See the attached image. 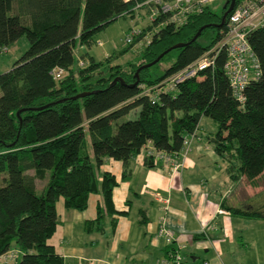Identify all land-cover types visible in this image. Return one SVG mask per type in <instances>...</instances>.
Returning a JSON list of instances; mask_svg holds the SVG:
<instances>
[{
	"label": "trees",
	"instance_id": "obj_1",
	"mask_svg": "<svg viewBox=\"0 0 264 264\" xmlns=\"http://www.w3.org/2000/svg\"><path fill=\"white\" fill-rule=\"evenodd\" d=\"M230 2L225 0L221 11L208 4L182 24L160 26L144 43L138 60L109 62L100 70L102 61L92 55L89 62L78 58L76 47L91 44L95 33L116 17L133 15L137 0H0V52L23 34L29 42L12 66L0 72V256L11 248L21 250L15 261L0 264H65L49 242L58 224V200L63 197L67 208L83 210L91 194L100 193L97 216L87 227L101 221L103 228L106 216L122 213L113 199L116 175L102 169L106 157L122 160L127 178L132 158L144 146L151 143L156 149L180 152L185 137L197 134L204 115L216 122L207 136L227 162L231 180L245 176L254 182L264 171V25L249 32L261 73L245 86L243 100L235 95L225 71V48L214 65L173 90L160 89L155 100L143 92L222 38L231 11L222 25L216 24ZM204 24L208 25L193 39ZM210 29L217 31L215 37ZM203 36L212 39L205 43ZM177 42L187 43L169 49L136 74L139 66ZM159 64L163 73L149 77L150 67ZM58 66L64 72L55 78L52 70ZM83 91L88 93L75 97ZM136 108L137 115L128 117ZM146 162L154 165V156L146 154ZM46 177L38 192L36 179ZM256 196L259 206L226 207L234 214L264 218V190ZM112 222L115 225V217Z\"/></svg>",
	"mask_w": 264,
	"mask_h": 264
},
{
	"label": "crops",
	"instance_id": "obj_2",
	"mask_svg": "<svg viewBox=\"0 0 264 264\" xmlns=\"http://www.w3.org/2000/svg\"><path fill=\"white\" fill-rule=\"evenodd\" d=\"M152 146L148 143L132 158L127 178L123 177V161L106 157L102 169L116 175L113 199L122 213L106 216L103 228L101 221L87 227L88 220L97 216L100 193H92L83 210L67 208L61 197L58 224L49 242L63 255L65 264H156L172 246L157 234L163 221L173 231L174 245L183 244L181 252L189 262L264 264V218L234 214L226 207L261 205L254 197L264 190V171L254 182L245 176L231 180L227 162L198 130L188 151L174 154L183 162L178 170L162 158L148 165L147 148ZM166 197L168 208L160 199Z\"/></svg>",
	"mask_w": 264,
	"mask_h": 264
},
{
	"label": "built area",
	"instance_id": "obj_3",
	"mask_svg": "<svg viewBox=\"0 0 264 264\" xmlns=\"http://www.w3.org/2000/svg\"><path fill=\"white\" fill-rule=\"evenodd\" d=\"M212 1L214 0H137L136 11L140 9L148 11L149 23H154L158 19V22L148 29L150 36H146V42L151 40L153 32L160 26L167 23L182 24L192 14L203 11L206 5L211 4ZM262 25H264V0H240L231 10L227 19L226 30L221 39L206 49L198 58L167 76L161 82L144 88L143 92L152 94L155 100V94L160 89L173 90L178 83L196 75L200 70L214 65L217 54L222 48H225L227 51V58L224 63L225 71L235 95L240 100H243L245 97V86L251 79L259 77L261 73L260 60L249 40V32ZM142 32L143 29L141 27L130 26L125 33V42L131 43ZM79 63L84 64L85 61L80 59ZM63 72L64 68L61 66L55 67L52 70L55 78L60 77ZM193 135L185 137L181 151H188ZM147 154L153 155L155 162L162 158L171 163L173 170H178L183 164L182 161L174 158L173 153L156 149L153 146L147 148ZM160 199L165 201L166 208H168L169 197ZM157 234L164 236L166 241L172 246L169 248L167 254L161 257L156 264H211L208 259H202L199 262H189L186 260L181 252L183 244L174 245L173 231L164 221L158 227ZM20 252L19 248H11L0 256V261L13 262L19 257Z\"/></svg>",
	"mask_w": 264,
	"mask_h": 264
},
{
	"label": "rangeland",
	"instance_id": "obj_4",
	"mask_svg": "<svg viewBox=\"0 0 264 264\" xmlns=\"http://www.w3.org/2000/svg\"><path fill=\"white\" fill-rule=\"evenodd\" d=\"M224 2L225 0H214L211 2V5L218 11H221ZM149 20V13L148 11H145V9H140L133 15H120L112 20L105 28L98 30L95 33L94 39L91 44H78L75 49L76 55L78 58L82 56L87 62H89V58L91 55L94 56L97 61H102L100 70H105L109 65V62L125 63L127 61H136L140 57L141 49L143 48L147 37L150 36V32H148L147 28ZM133 25L141 27L142 29H146H144L143 36L139 38L138 42L132 44L126 50L127 43L125 42V33L129 29V27ZM210 31L212 33V37H215L217 35L216 30L213 31L212 29H210ZM212 37L203 36L202 41L208 43L209 41H211ZM28 45L29 42L27 36L23 34L17 40L10 43L7 47L3 48V51L0 52V72L9 69L14 61L18 59L28 48ZM163 71L164 68L161 67V64L153 65L150 67L147 75L149 77H155L157 74L163 73ZM137 111L138 108L132 109L127 114V116L135 117L137 115ZM215 123L216 122L214 119L207 115H204L200 121L198 133L201 135H207V133L213 132L216 128ZM30 172H33V170H30ZM47 179L48 177H46L45 179H36L38 192L42 191L45 183L47 182ZM259 182L262 183L261 179H259ZM257 188L261 189L262 186H259ZM260 189H256V191L259 192ZM254 198L258 199L259 197L256 196ZM57 204H63V199L60 198Z\"/></svg>",
	"mask_w": 264,
	"mask_h": 264
},
{
	"label": "water",
	"instance_id": "obj_5",
	"mask_svg": "<svg viewBox=\"0 0 264 264\" xmlns=\"http://www.w3.org/2000/svg\"><path fill=\"white\" fill-rule=\"evenodd\" d=\"M235 2H236V0H231L229 6H228V8H227V10H226V11L223 13V15H222V20H221L219 23H217L216 25H222V24L224 23V21H225V19H226V17H227L228 12L231 11V10L233 9V7L235 6ZM225 6H226V3H225ZM207 25H208V24H204L203 26H201V27L199 28V30L195 33L193 39L196 38V37L200 34V32L202 31L203 27H205V26H207ZM186 43H187V42H177V43H174L173 45H171L170 47H168L166 50H164L163 52H161V53H160V54H159L154 60H152V61H150V62H147V63H144V64H142L141 66H139L138 69H137V71H136V74H139V71H140V69H141L142 67H144V66H148V65H151V64L155 63L157 60H159V59L161 58V56H162L164 53H166L169 49H171V48H173V47L183 46V45H185ZM116 80H117V78L114 79V81H116ZM87 93H88V91L79 92L78 94L75 95V97H77V96H82V95H85V94H87Z\"/></svg>",
	"mask_w": 264,
	"mask_h": 264
}]
</instances>
